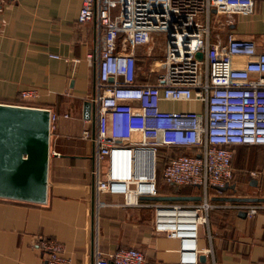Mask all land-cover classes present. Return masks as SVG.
Returning a JSON list of instances; mask_svg holds the SVG:
<instances>
[{
	"label": "built area",
	"instance_id": "obj_1",
	"mask_svg": "<svg viewBox=\"0 0 264 264\" xmlns=\"http://www.w3.org/2000/svg\"><path fill=\"white\" fill-rule=\"evenodd\" d=\"M255 1L81 0L76 13V23L92 21L96 33L95 50L85 54L94 70L92 200L98 204L100 193L107 192L135 205L139 195L158 194V180L196 187L197 201L151 202V228L175 239L179 264H196L198 253L210 252L198 246L199 227L215 206L207 187L224 186L231 178V146L264 148V48L246 36L225 32L221 39L209 27L211 12L223 14L226 27L234 14H251ZM112 7L117 10L111 14ZM153 32L164 35L163 54L146 61L136 80L134 49ZM36 97L35 88L20 89L13 104L29 105ZM161 100H196L201 109H161ZM54 119L48 111V129ZM81 133L89 137L87 129ZM174 146L191 152L163 153L157 172L159 148ZM229 206L251 216L260 204L234 201ZM33 246L41 264H71L54 238L37 236ZM108 260L144 263L134 247L118 246L107 257L94 250L92 264Z\"/></svg>",
	"mask_w": 264,
	"mask_h": 264
},
{
	"label": "crops",
	"instance_id": "obj_2",
	"mask_svg": "<svg viewBox=\"0 0 264 264\" xmlns=\"http://www.w3.org/2000/svg\"><path fill=\"white\" fill-rule=\"evenodd\" d=\"M80 1L0 0V102L18 103L17 91L32 87L37 97L29 105L55 114L48 129L45 200L0 197V264H41L33 246L37 236L59 241L71 264H92L94 250L107 257L118 246L141 251L144 264H179L175 239L151 228V202L160 200L138 198L137 204L129 205L107 192L100 193L98 204L92 200L94 70L85 54L95 50L96 33L92 21L76 23ZM225 32L250 37L256 48H264V0L254 2L251 14H234L221 39ZM143 46L134 49L136 80L146 64L140 53ZM159 107L201 109L196 100H161ZM82 129L89 137H82ZM170 149L191 152L187 146L159 150L172 154ZM230 149L228 186L211 187L209 199L215 206L199 227L198 246L210 252L198 253L202 259L196 264H264V201H247L260 207L251 216H241V209L229 206L234 201L213 198L264 197V148L235 144ZM158 194L175 193L160 188Z\"/></svg>",
	"mask_w": 264,
	"mask_h": 264
},
{
	"label": "water",
	"instance_id": "obj_3",
	"mask_svg": "<svg viewBox=\"0 0 264 264\" xmlns=\"http://www.w3.org/2000/svg\"><path fill=\"white\" fill-rule=\"evenodd\" d=\"M196 57H201L196 52ZM48 109L0 102V197L43 202L46 192ZM228 185L213 187L218 190ZM230 186V185H229ZM160 201H197L198 194L139 195ZM230 201H264L256 196H214ZM244 216V211H239ZM202 259V254L198 255ZM144 264V263H143Z\"/></svg>",
	"mask_w": 264,
	"mask_h": 264
},
{
	"label": "rangeland",
	"instance_id": "obj_4",
	"mask_svg": "<svg viewBox=\"0 0 264 264\" xmlns=\"http://www.w3.org/2000/svg\"><path fill=\"white\" fill-rule=\"evenodd\" d=\"M117 8L116 7H112L111 8V14L116 12ZM211 19H212V23L210 22L209 27H210V34H217V36H221V34L225 31V26L223 24H221V22L223 21L224 15L220 14V13H213L211 12ZM220 21V23L218 24V22ZM164 43H165V38L163 33L161 32H153L150 35V38L148 40V42L146 44H144L143 46V50H140V53L142 54L143 58V63L148 60L151 59H155V57H159L163 54V49H164ZM144 65V64H143ZM160 149V148H159ZM170 153H172V150H169ZM162 156H163V152H161L160 150H158V161H157V172L159 171V168L162 164ZM158 191L159 189H163V190H170V191H186L188 189V187H182L178 186V187H174L172 185L166 184V183H160V181L158 180ZM187 186V185H186ZM210 191H212L211 186L207 187V193H210ZM206 241H208L207 238V233L205 232L204 234Z\"/></svg>",
	"mask_w": 264,
	"mask_h": 264
},
{
	"label": "trees",
	"instance_id": "obj_5",
	"mask_svg": "<svg viewBox=\"0 0 264 264\" xmlns=\"http://www.w3.org/2000/svg\"><path fill=\"white\" fill-rule=\"evenodd\" d=\"M242 145H246V144H242ZM182 187H188V189L186 191H173L175 194H197L198 190L196 187L194 186H189V185H181L180 188Z\"/></svg>",
	"mask_w": 264,
	"mask_h": 264
}]
</instances>
